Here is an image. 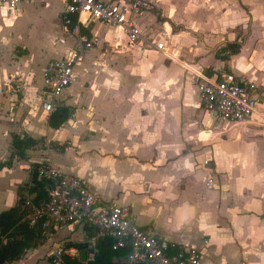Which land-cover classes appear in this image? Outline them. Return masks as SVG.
Listing matches in <instances>:
<instances>
[{
  "label": "crops",
  "instance_id": "obj_1",
  "mask_svg": "<svg viewBox=\"0 0 264 264\" xmlns=\"http://www.w3.org/2000/svg\"><path fill=\"white\" fill-rule=\"evenodd\" d=\"M139 2L142 34L166 51L132 44L98 20L66 26V0L0 6V214L20 204L31 168L51 160L105 199L130 205L142 227L200 247L203 264H264V0ZM85 39L93 47L55 99L71 116L54 128L43 106L46 66L82 54ZM233 43L239 51L224 59ZM219 70L261 87L247 121L201 106L200 75ZM15 137L37 143L22 157ZM84 233L75 224L55 231L10 264H50L63 241L83 243Z\"/></svg>",
  "mask_w": 264,
  "mask_h": 264
},
{
  "label": "built area",
  "instance_id": "obj_2",
  "mask_svg": "<svg viewBox=\"0 0 264 264\" xmlns=\"http://www.w3.org/2000/svg\"><path fill=\"white\" fill-rule=\"evenodd\" d=\"M23 1L0 0V6L17 9ZM66 3L63 16L66 26L74 25V29H79L98 20L121 30L132 44L144 43L166 51L163 42L142 34L135 19L143 11L139 0H133L128 7L118 1L103 0H66ZM92 47L93 43L85 39L80 46L82 54L48 62L43 91L46 98L43 106L48 115L56 110L55 99L75 82V69L82 62L85 50ZM198 88L201 106L223 120L245 122L259 110L261 87L234 71L202 73ZM41 183H45L47 189L45 197L38 190ZM213 183L211 179L209 185ZM21 201L23 220L30 228L44 232V236L38 237L40 243L50 239L53 232L75 224L85 228L82 241L92 256L98 252L100 239L110 238L115 250L128 249L121 257L123 264H203L200 247L179 245L161 238L152 227H142L130 205L105 199L86 181L65 172L51 160L31 168ZM207 243L208 240L203 241ZM49 260L50 264L82 261L81 250L65 240L50 254Z\"/></svg>",
  "mask_w": 264,
  "mask_h": 264
},
{
  "label": "trees",
  "instance_id": "obj_3",
  "mask_svg": "<svg viewBox=\"0 0 264 264\" xmlns=\"http://www.w3.org/2000/svg\"><path fill=\"white\" fill-rule=\"evenodd\" d=\"M74 28V25H71ZM241 45L238 43L230 44L225 50L229 53L223 56L224 59L229 58V54H236ZM224 50V51H225ZM71 116L70 110L66 107H59L50 116V124L54 128L61 127ZM37 143L32 138L15 137L13 146L15 154L25 157L28 149L32 148ZM39 193L45 197L47 189L45 183L40 184ZM22 201L18 206L3 211L0 214V264H10L19 260L25 252L36 247V242L39 236H44V232H38L30 228L23 220ZM113 240L110 238H102L98 243V252L95 255H90L86 262L68 261L69 264H123L121 257L128 252V249L115 250L113 248ZM70 245L77 246L79 249L86 247L84 243H72Z\"/></svg>",
  "mask_w": 264,
  "mask_h": 264
},
{
  "label": "rangeland",
  "instance_id": "obj_4",
  "mask_svg": "<svg viewBox=\"0 0 264 264\" xmlns=\"http://www.w3.org/2000/svg\"><path fill=\"white\" fill-rule=\"evenodd\" d=\"M239 32V34H242V31H238ZM263 57V58H262ZM259 58H262L261 60H260V62H262L263 61V59H264V47H260V49H259Z\"/></svg>",
  "mask_w": 264,
  "mask_h": 264
},
{
  "label": "water",
  "instance_id": "obj_5",
  "mask_svg": "<svg viewBox=\"0 0 264 264\" xmlns=\"http://www.w3.org/2000/svg\"><path fill=\"white\" fill-rule=\"evenodd\" d=\"M81 257H82L83 260H86V257H87V251H86L85 249H83V250L81 251Z\"/></svg>",
  "mask_w": 264,
  "mask_h": 264
}]
</instances>
